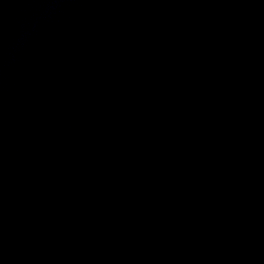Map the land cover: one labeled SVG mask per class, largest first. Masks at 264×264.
<instances>
[{"label":"water","instance_id":"95a60500","mask_svg":"<svg viewBox=\"0 0 264 264\" xmlns=\"http://www.w3.org/2000/svg\"><path fill=\"white\" fill-rule=\"evenodd\" d=\"M0 70L264 252V0H0Z\"/></svg>","mask_w":264,"mask_h":264}]
</instances>
